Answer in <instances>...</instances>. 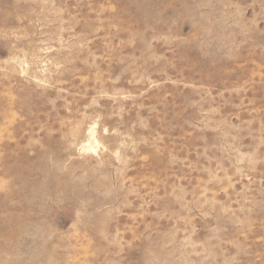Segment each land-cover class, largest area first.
I'll use <instances>...</instances> for the list:
<instances>
[{"label":"rangeland","instance_id":"obj_1","mask_svg":"<svg viewBox=\"0 0 264 264\" xmlns=\"http://www.w3.org/2000/svg\"><path fill=\"white\" fill-rule=\"evenodd\" d=\"M0 264H264V0H0Z\"/></svg>","mask_w":264,"mask_h":264},{"label":"bare ground","instance_id":"obj_2","mask_svg":"<svg viewBox=\"0 0 264 264\" xmlns=\"http://www.w3.org/2000/svg\"><path fill=\"white\" fill-rule=\"evenodd\" d=\"M91 128H93V127H91ZM93 130H94V129H93ZM93 130L91 129V132H90L91 135H92V137H90V138H92V139L95 138V135L93 134ZM89 141L91 142V140H88V142H89ZM94 141L96 142V139H94ZM94 141H93V142H94Z\"/></svg>","mask_w":264,"mask_h":264}]
</instances>
